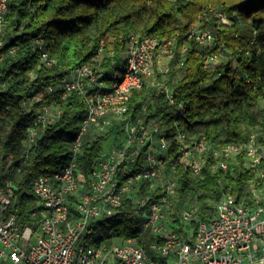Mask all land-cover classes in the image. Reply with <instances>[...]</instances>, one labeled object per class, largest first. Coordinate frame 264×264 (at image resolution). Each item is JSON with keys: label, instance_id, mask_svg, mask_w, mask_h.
<instances>
[{"label": "trees", "instance_id": "1", "mask_svg": "<svg viewBox=\"0 0 264 264\" xmlns=\"http://www.w3.org/2000/svg\"><path fill=\"white\" fill-rule=\"evenodd\" d=\"M208 6L225 14L229 23H220L211 13L203 14ZM196 26L214 29L211 45H199L189 36ZM130 34L174 40L164 77L156 66L153 77L132 90L126 115L139 119L143 126L158 125L169 141L167 151L158 157L173 164V169L164 170L163 178L173 177L177 183L168 214L175 232L188 239L179 213L192 197L199 204L195 218L190 219L192 230L199 220L212 216L224 193L252 206L264 205V176H259L258 167L247 166L242 154L221 167L217 164L221 156L212 151L245 141L251 130L260 138L264 135V0H7L0 45V186L7 181L14 185L9 211L23 225L33 221L30 213L37 202L33 180L68 164L85 113L80 94L71 92L61 98L62 81L84 62L103 70L119 69ZM36 38L42 39V46L55 59L50 67L40 60ZM224 50L235 64L208 70L205 59ZM49 84L54 86L50 92L46 90ZM166 87L171 89L173 103L166 96ZM36 93L41 100L32 102ZM179 103L186 108L176 116ZM41 105L59 113L38 128L28 145V129ZM116 127L111 132L117 133ZM177 131L184 133L187 146L202 136L208 143L200 154L191 153L202 162L197 174L178 160L184 148L173 138ZM103 149L100 137L89 130L78 153L77 169L90 173ZM147 149L146 144L133 163L120 166V179L141 170ZM147 189L148 182L137 184V193L147 194L149 202L164 194L159 186ZM133 209L125 197L119 213L92 222L83 240L99 244L114 237L139 236L142 243L149 244L154 236L144 230ZM164 262L160 259L158 264Z\"/></svg>", "mask_w": 264, "mask_h": 264}, {"label": "built area", "instance_id": "2", "mask_svg": "<svg viewBox=\"0 0 264 264\" xmlns=\"http://www.w3.org/2000/svg\"><path fill=\"white\" fill-rule=\"evenodd\" d=\"M6 10L7 0H0V45ZM207 13L213 14L220 23H229L225 14L211 6L203 12ZM215 35L214 29L200 26L189 34L203 46L211 45ZM42 43L40 38L34 40L40 60L50 67L55 59ZM173 44V39L130 34L119 69L103 70L84 62L75 66L62 81L61 98L76 92L85 102V113L71 144V158L60 169L33 180L32 191L37 202L30 213L32 224L23 225L9 211L14 185L7 181L0 186V264H158L160 259L165 260L164 264H264V205L252 206L244 199L224 193L212 216L199 220L188 239L179 236L170 225L173 222L168 214L177 183L173 177L163 178L164 170L173 169V164L167 165L165 159L158 157L167 151L169 141L161 127L143 126L139 119L130 118L126 112L132 90L139 88L145 78L153 77L162 54L170 60ZM217 58L208 56L204 66L211 71ZM53 88L51 84L46 86L49 92ZM165 92L173 103L171 89L166 87ZM40 98L36 93L31 101L38 102ZM185 108V103L177 104L175 115H181ZM58 113L57 109L40 106L28 129V145L34 141L38 128L51 123ZM115 125L117 133L111 132ZM89 130L100 139L112 136L113 141L98 155L96 167L84 174L77 169V157ZM173 138L184 148L179 162L194 174L199 173L202 162L190 153L200 154L208 148L204 136L190 146L185 144L182 131H177ZM146 144L148 149L141 170L120 179V166L133 163ZM212 151L214 156H221L217 163L221 167H226L233 156L242 154L247 166L258 167L259 176H264V135L260 138L254 130L245 141ZM183 156L187 157L183 160ZM145 181L149 190L159 186L164 191L157 201L149 202L147 194L137 193V184ZM125 197L131 200L134 215L141 219L144 230H150L154 239L149 244L142 243L139 236L114 237L110 242L99 244L85 243L83 235L92 222L118 214ZM195 212L196 207L182 209L180 220H190Z\"/></svg>", "mask_w": 264, "mask_h": 264}, {"label": "rangeland", "instance_id": "3", "mask_svg": "<svg viewBox=\"0 0 264 264\" xmlns=\"http://www.w3.org/2000/svg\"><path fill=\"white\" fill-rule=\"evenodd\" d=\"M228 62H230L232 64H235L234 57L229 52H227L225 50L224 51H220V53L218 55V58L216 59V61L214 63H212V71H214V72L217 71L221 64L228 63ZM168 63H169L168 57L165 54H162L160 56L159 62L157 63V67H158V71L163 75V77H164L165 71L167 70ZM177 77H179V75ZM175 79H178V78H175ZM101 141H102V143L104 145V148L107 149L108 146H109L108 144H110L113 141V138H112V136H109V135L106 136V137L103 136ZM190 156L194 157L195 155H190ZM185 157H187V156H183L181 159L184 160ZM258 195H259L258 192H255V196H258ZM198 205L199 204H198L196 198L192 197V198H189L186 201V206L184 208H186V209L190 208V207H196L197 208ZM194 218L195 217H193V219ZM182 223H183L182 227L185 229L186 232H191L192 231V226H191V221L190 220L182 221ZM170 225L172 226L173 223H170Z\"/></svg>", "mask_w": 264, "mask_h": 264}]
</instances>
